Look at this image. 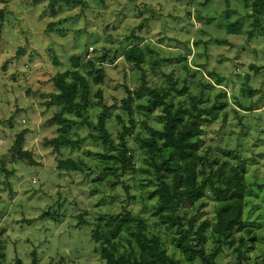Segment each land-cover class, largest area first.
<instances>
[{"label":"rangeland","instance_id":"374dc122","mask_svg":"<svg viewBox=\"0 0 264 264\" xmlns=\"http://www.w3.org/2000/svg\"><path fill=\"white\" fill-rule=\"evenodd\" d=\"M0 10L1 264H31L32 253L36 264H103L92 232L103 231L122 213L142 219L145 235H157L167 255L187 264L175 247L182 235L166 229L155 215L153 164L160 159H151L141 145L162 130V110L148 113L145 90L138 97L131 95V115L122 105L127 90L141 89V74L149 89L185 84L191 96H201L198 107L215 104V115L201 124L199 135L196 167L202 196L181 213L186 220L197 216L195 228L206 221L202 246L209 254L215 246L213 188L221 176L244 165L243 223L215 264H264V16L262 30L249 38L250 1L0 0ZM133 34L136 43L129 40ZM131 44L145 51L143 73L129 69L122 58ZM75 56L81 57L82 68L88 59L96 62L93 70L80 68L90 84L89 107L82 118L64 112L50 98L52 77L70 70L69 58ZM101 57L104 63L98 65ZM100 70L101 82L95 83ZM97 90L109 108L106 143L97 128L102 107ZM178 100L190 109L184 95L172 92L165 101ZM58 113L77 124L58 132L59 126L49 123ZM130 121L133 128L123 136L122 148L119 135L130 128ZM21 131V150L31 154L32 165L9 150ZM59 135L80 144L57 152L44 146L45 139ZM156 138L166 158L162 139ZM66 159L79 170L56 169L57 162ZM125 236L123 232L117 239L121 252H127ZM236 247L239 254L234 253Z\"/></svg>","mask_w":264,"mask_h":264},{"label":"trees","instance_id":"16d2710c","mask_svg":"<svg viewBox=\"0 0 264 264\" xmlns=\"http://www.w3.org/2000/svg\"><path fill=\"white\" fill-rule=\"evenodd\" d=\"M59 0H51L52 4L58 3ZM99 4H103L104 0H97ZM179 1V0H178ZM250 1V17L251 31L248 32L249 38H252L255 32L261 29L260 21L264 16V0H243ZM3 11L0 10V22L3 20ZM230 25V29H232ZM133 38V39H132ZM133 43L138 41L134 34L129 37ZM122 58L127 67L131 70L142 72V64L145 60V51L136 44L129 45L123 52ZM70 70L63 73H57L52 77V85L54 93L50 95L51 103L60 106L64 112L74 113L77 118H82V114L89 107L90 84L87 78L81 73L80 68H89L93 70L96 62L88 59L83 65L84 68L79 67L82 61L81 57H70ZM104 58H100L98 65H103ZM57 64V61H53ZM186 68V65L184 64ZM251 70L255 72L259 68L250 66ZM90 74V72H89ZM141 89L134 93L127 90V97L123 100V108L131 115L129 102L132 96L138 97L142 90L148 92L149 97L146 99V109L148 113H152L155 109L161 108L163 120L162 130L156 132L155 135L162 139V148H165L167 157L161 151L158 145L157 138L151 136L141 141V145L146 148V152L154 159L159 157L160 161L154 163L156 177V189L151 196L156 197L154 205L155 215L160 223L165 225L166 229H174L177 235H182L176 241L175 247L182 255L187 264H193L194 260L200 264H215L216 258L234 237V233L238 231L243 223V210L245 207L244 199L247 185L244 181V165H241L240 171L233 170L231 174L221 176L215 186L214 194L217 201L214 206V221L212 224L214 238V248L206 254L202 244L205 242L203 231L206 226V221L200 223L196 228L197 216L194 215L189 219H185L181 213L186 208H191L194 202L201 198L202 189L201 184L198 183V173L196 162L199 159L198 149L202 143L199 135L203 133L201 124L209 123V116L216 113L215 104L207 109H202L197 106L200 97H193L187 90L185 84L182 88H177L175 84L165 89H149L146 87L144 75L141 74ZM102 79V72L97 71L93 81L100 83ZM248 76L244 77L246 82ZM184 95L190 102V109L183 107V101L178 100L177 103H167L165 100L171 93ZM249 94H252L250 91ZM95 97L102 105L101 90H97ZM50 103V104H51ZM223 105H219V109ZM109 112V108L102 105L101 112L97 116V128L102 135L103 143L108 142L104 122ZM130 128H123L119 135L120 142L123 136L129 134L133 128V122ZM49 123H54L58 127V132L65 133L70 126L76 125L77 122L64 118L61 113L55 114ZM24 131L19 132L10 147V152L18 159H26L28 164H34L30 153L21 150L23 144ZM44 146H50L57 152L61 147H69L74 149L78 147L80 141L70 140L64 135H59L52 139H45ZM122 148L123 144L120 143ZM123 150V149H122ZM125 150H123V153ZM56 169L63 171L79 170L78 165L71 159L59 160L56 164ZM124 169H122V174ZM126 189V188H124ZM125 191V190H124ZM127 192V191H126ZM109 226L103 231L92 232L91 238L95 242H99L98 249L99 257L103 264H180L179 261L172 256L167 255L163 248L162 242L157 235L147 237L145 231L146 224L142 219L128 213H122L111 219ZM98 228V227H97ZM125 232L123 237L127 245V252H121L118 248H122V244L117 239L120 234ZM243 240L240 239V245ZM238 247L234 249V253L239 254ZM32 262L35 263L34 253H32ZM4 258L3 247L0 242V264ZM17 264H21L17 262ZM236 264H243L237 261Z\"/></svg>","mask_w":264,"mask_h":264}]
</instances>
